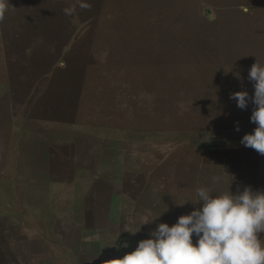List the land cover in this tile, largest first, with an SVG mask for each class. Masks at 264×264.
<instances>
[{"label": "rangeland", "instance_id": "rangeland-1", "mask_svg": "<svg viewBox=\"0 0 264 264\" xmlns=\"http://www.w3.org/2000/svg\"><path fill=\"white\" fill-rule=\"evenodd\" d=\"M87 2L0 23V264H108L264 166L230 99L254 95L264 0Z\"/></svg>", "mask_w": 264, "mask_h": 264}, {"label": "clouds", "instance_id": "clouds-1", "mask_svg": "<svg viewBox=\"0 0 264 264\" xmlns=\"http://www.w3.org/2000/svg\"><path fill=\"white\" fill-rule=\"evenodd\" d=\"M77 7L89 10L92 5L87 0H75L63 12L72 16ZM14 8L9 0H0V23ZM236 75L239 79V73ZM248 80L253 82L254 95L238 91L230 94V99L242 110L249 101L254 105L250 120L256 127L242 137L241 144L264 156V65L256 60ZM219 179L213 177L214 182ZM196 195L194 203H202V207L181 215L172 226L158 224L151 232L152 238L139 241L134 251L107 261L108 264H264V240L260 238L264 233V191L245 187L236 194L230 190L214 194L201 186ZM155 219L145 218L142 225ZM193 234L198 237L195 244Z\"/></svg>", "mask_w": 264, "mask_h": 264}, {"label": "crops", "instance_id": "crops-1", "mask_svg": "<svg viewBox=\"0 0 264 264\" xmlns=\"http://www.w3.org/2000/svg\"><path fill=\"white\" fill-rule=\"evenodd\" d=\"M262 155H261V161L264 162V160H262ZM259 159V158H258ZM253 163V161H251ZM245 168L247 169V176L246 178L248 179L247 183H244L245 187H251V189L253 191H264V166L262 165L261 167H255L254 165H247L245 166ZM239 182V180H237ZM244 188H237L235 189L236 193L237 191H243ZM235 193V194H236ZM260 238L262 240H264V233L260 234ZM192 239H198V237L193 234V238Z\"/></svg>", "mask_w": 264, "mask_h": 264}]
</instances>
